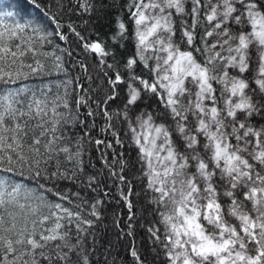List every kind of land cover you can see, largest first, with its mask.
I'll return each mask as SVG.
<instances>
[{"label":"snow or ice","instance_id":"1","mask_svg":"<svg viewBox=\"0 0 264 264\" xmlns=\"http://www.w3.org/2000/svg\"><path fill=\"white\" fill-rule=\"evenodd\" d=\"M31 5L35 18L0 14V264H92L111 187L129 213L121 236L134 194L153 206L157 264H264V0ZM69 34L103 96L91 75L60 79ZM86 144L100 153L92 174ZM130 255L145 264L135 243Z\"/></svg>","mask_w":264,"mask_h":264},{"label":"trees","instance_id":"2","mask_svg":"<svg viewBox=\"0 0 264 264\" xmlns=\"http://www.w3.org/2000/svg\"><path fill=\"white\" fill-rule=\"evenodd\" d=\"M46 3L47 0H44ZM41 12L44 11L43 3L41 4ZM0 12L7 13V12H15L17 13L16 17L14 19H19L20 17H24L25 19L29 18H35L38 15L37 10L32 7L31 0H0ZM6 20L10 23L8 17H5ZM75 19V17H73ZM114 23V21H112ZM109 19L105 18L104 20L100 21V30L104 33L109 32ZM80 30V29H78ZM87 30L85 29L82 34H86ZM94 38V37H93ZM61 45V47L74 50L73 57L69 59L67 56H65L66 60V66L69 68V75L68 77H65L63 75L60 76V79H74L76 77H80L81 81L83 82L85 87L89 86L88 82V75H91L93 78H95V83L91 85L92 88H96L98 85L99 87V93L100 96H103L104 91L106 90V86L104 83L97 78V69L95 67V57L92 54H86L84 53L78 46L75 40V37L69 34V39L67 42L57 41ZM45 50H51V49H45ZM82 61L86 64L88 68L87 73H83L80 71L78 66L75 65V61ZM55 79V75L52 77ZM28 83H32V81H28ZM72 87L74 85L69 86V91H71ZM117 102H113L111 107L115 108ZM86 113V110H83ZM83 118V117H81ZM91 122V121H89ZM97 128L96 131L92 133L93 138H104L103 135L99 133V127L103 124L102 118H97ZM117 128H125L126 126L120 125L117 122ZM122 138L126 139V137ZM87 154L85 155L84 159L86 163L89 164V167L87 168V173L92 174L96 172L97 170H100L102 168V163L98 159L100 153L96 151V146L93 145H85ZM111 151V150H109ZM117 151H120V149H117ZM125 152H128V154L135 156V152H132L129 150V146L125 145ZM111 159V157H109ZM105 177H107V172L104 173ZM102 183L108 186L112 185V181L109 179L102 180ZM61 188H65L68 191H76L77 189L75 187H72L70 184L65 182L64 184H61ZM116 189L115 187H111V193L112 196L109 197V199L106 201V212L104 213V219L97 225L96 232L99 233V240H100V246H98L95 253L92 255L91 260L92 264H105L106 261H116V264H135V261L130 255V250L133 246V243H135V246L139 252L142 254V259H144L145 264H157V258L155 254L152 252V245L150 243V240L148 238L147 233V227L148 223L152 220H155V216L152 215V208L153 206L147 205V197H145L143 194H141L139 197H137L135 194L131 197L133 203L136 205L135 211L139 213L134 223V234L133 236H127L123 235L121 236V230L124 232H127L128 229L126 227V224L128 222V210L121 202L120 204H117V199L115 195ZM136 193H141V188L137 187L135 189ZM83 195V193H82ZM88 198L91 199L93 196L92 193H88ZM119 216V224L120 228H117L114 221L116 220V217ZM160 264H166V261H164L162 258L160 260Z\"/></svg>","mask_w":264,"mask_h":264},{"label":"rangeland","instance_id":"3","mask_svg":"<svg viewBox=\"0 0 264 264\" xmlns=\"http://www.w3.org/2000/svg\"><path fill=\"white\" fill-rule=\"evenodd\" d=\"M0 14H1V12H0ZM152 221H154V220H152ZM151 222V221H150ZM148 225H149V223H148Z\"/></svg>","mask_w":264,"mask_h":264}]
</instances>
